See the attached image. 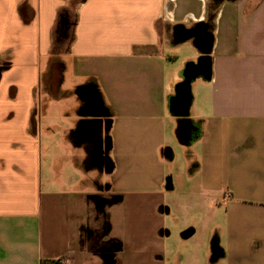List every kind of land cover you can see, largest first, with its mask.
<instances>
[{
  "label": "crops",
  "instance_id": "crops-1",
  "mask_svg": "<svg viewBox=\"0 0 264 264\" xmlns=\"http://www.w3.org/2000/svg\"><path fill=\"white\" fill-rule=\"evenodd\" d=\"M0 264H264V0H0Z\"/></svg>",
  "mask_w": 264,
  "mask_h": 264
},
{
  "label": "water",
  "instance_id": "water-1",
  "mask_svg": "<svg viewBox=\"0 0 264 264\" xmlns=\"http://www.w3.org/2000/svg\"><path fill=\"white\" fill-rule=\"evenodd\" d=\"M187 85H188V81L183 83L179 89H182V88L186 89ZM184 96L185 95L182 92H179L178 99H177V105H183L185 103V97ZM91 97H93L92 99H93L94 102L97 101L96 98L93 95H91ZM96 130L97 131H102L103 130V124H98V126L96 127ZM107 144L109 146V141H108ZM98 160H99L100 163H105L106 165L110 164V160L108 158L107 152L103 151L102 149L99 151ZM192 232H193L192 229H187V230H185L183 232L182 236L186 238V237L190 236L192 234ZM214 254L217 256L218 255V251L215 250Z\"/></svg>",
  "mask_w": 264,
  "mask_h": 264
},
{
  "label": "flooded vegetation",
  "instance_id": "flooded-vegetation-1",
  "mask_svg": "<svg viewBox=\"0 0 264 264\" xmlns=\"http://www.w3.org/2000/svg\"><path fill=\"white\" fill-rule=\"evenodd\" d=\"M98 126V124H94L91 126V129H96V127ZM107 127V125H106ZM104 128V127H103ZM98 132V131H97ZM90 136V135H89ZM103 138V140H102ZM106 137H103L102 136V133H99V134H93V136H90L89 140H91V145H92V149L93 151L95 152L94 153V157L96 159V161H99L98 158H99V151L101 150L100 148V143L102 141V145H103V148L106 147V144H107V138L105 139ZM105 151V150H103ZM104 161V160H103ZM105 162V161H104Z\"/></svg>",
  "mask_w": 264,
  "mask_h": 264
},
{
  "label": "rangeland",
  "instance_id": "rangeland-1",
  "mask_svg": "<svg viewBox=\"0 0 264 264\" xmlns=\"http://www.w3.org/2000/svg\"><path fill=\"white\" fill-rule=\"evenodd\" d=\"M102 136H104L103 133H102ZM109 138H110V136H109ZM102 140H103V138H102ZM100 145H101L100 148H101L102 150H105V151L107 152L108 147H109L108 144H106V147L103 148L102 141H101ZM214 256H215V254H214Z\"/></svg>",
  "mask_w": 264,
  "mask_h": 264
}]
</instances>
